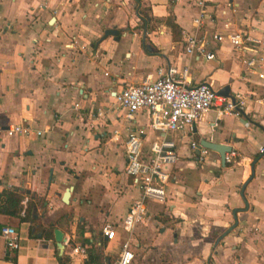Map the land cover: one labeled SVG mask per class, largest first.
<instances>
[{"label": "crops", "instance_id": "1", "mask_svg": "<svg viewBox=\"0 0 264 264\" xmlns=\"http://www.w3.org/2000/svg\"><path fill=\"white\" fill-rule=\"evenodd\" d=\"M210 1L217 8L230 1L234 12L225 10L204 31L219 29L222 18L231 16L234 28L254 27L264 36V0ZM135 5L0 0V129L25 122L42 131L30 137L0 133V191H21L22 206L31 200L32 216L40 222L29 229L28 222L0 213V228L13 227L19 238L18 249L9 250L0 235V264H57L61 255L67 264H83L85 254L70 256L74 244L85 250L101 245L113 262L126 237L120 219L139 195L123 172L128 122L113 93L167 65L186 66L192 83L206 80L215 90L227 86L228 94L248 97L241 116L221 115L211 128L216 114L209 110L196 124L198 145L210 140L236 152L224 166L209 149L197 163L185 138L152 131L145 110L133 115L131 124L144 130L142 151L156 136L167 138L174 141L177 161L165 201L146 202L144 219L132 231L131 264H264V153H258L264 146V79L240 78L226 43L208 44L216 60L184 54L183 35L192 31L195 14L188 0H149L145 22ZM167 16L179 27V40H172ZM107 28L117 30L118 38L103 37ZM234 217L235 227L214 245ZM103 222L113 225L114 238L101 234ZM48 224L62 232L60 255L53 233L41 237Z\"/></svg>", "mask_w": 264, "mask_h": 264}, {"label": "built area", "instance_id": "2", "mask_svg": "<svg viewBox=\"0 0 264 264\" xmlns=\"http://www.w3.org/2000/svg\"><path fill=\"white\" fill-rule=\"evenodd\" d=\"M188 1L195 8V14L191 18L192 31L183 35L184 54L197 55L205 61L216 60L214 52L208 49V44L226 43L238 62L240 78L247 81L253 75L264 79V36L257 34L254 27L234 28L230 16L222 18L219 29L204 31L206 23L212 24L218 15H225V10L232 14V3L226 1L224 8H217L210 0ZM247 97V92H234L227 96L217 94V90L206 80L192 83L186 66L176 68L172 65L157 67L153 77L145 76L138 83L127 85L113 93V104L124 111L123 118L128 122L124 128L123 172L131 179L139 195L130 202L120 219L119 228L126 233V237L120 243L117 256L111 264L132 263V231L144 219L146 202L165 201V186L177 161L174 141L167 138L156 136L150 142L148 150L142 151L144 130L131 124L133 115L145 110L148 126L152 131L174 132L185 138L192 151L198 150L196 162L202 164L209 150L198 145L194 139L198 120L207 111L213 110L216 120L210 123V127L214 128L221 115L241 116L246 108ZM0 133L30 137L40 136L42 131L19 122L0 129ZM258 153H264V146L258 148ZM235 157L236 152L230 149L224 153V162L232 163ZM100 231L106 240L115 236L110 222H103ZM0 235L6 249H18L19 238L13 227H1ZM84 254V246L74 244L70 247V256L83 257Z\"/></svg>", "mask_w": 264, "mask_h": 264}, {"label": "trees", "instance_id": "3", "mask_svg": "<svg viewBox=\"0 0 264 264\" xmlns=\"http://www.w3.org/2000/svg\"><path fill=\"white\" fill-rule=\"evenodd\" d=\"M140 15L139 12H137ZM145 15L141 16L145 22ZM165 23L169 26L171 32L172 40H179V27L174 23L173 19L170 16L166 17ZM23 193L15 187H6L0 191V213L16 217L19 222H28L29 229L33 225H40V222L37 218L32 216V201L27 200L25 206H22ZM41 227H43L41 225ZM42 236L44 239H48L52 235V226L43 228ZM80 233V229H77ZM68 258L65 255L56 256L57 264H67ZM83 264H111L110 260L102 254L101 245L95 246L91 245L85 250V260Z\"/></svg>", "mask_w": 264, "mask_h": 264}, {"label": "water", "instance_id": "4", "mask_svg": "<svg viewBox=\"0 0 264 264\" xmlns=\"http://www.w3.org/2000/svg\"><path fill=\"white\" fill-rule=\"evenodd\" d=\"M107 35H112L115 37V39L118 38L117 36V30L113 29V28H107L104 29L103 31V37L107 36ZM142 42L144 43V37H142ZM217 94L223 95V96H227L228 95V87L227 86H223L222 88H220L219 90H217ZM200 146H203L211 151H214L218 154L219 156V160H220V164L221 166H224V153L230 151V147L225 145V144H220L217 142H212L210 140H201L199 142ZM198 150H195V153L197 154ZM242 189L243 187H241L240 189V196L242 195ZM71 190V186H68L64 189V191L61 194V198L60 200L63 203H67L68 201V196H69V191ZM244 204H246V202L244 201ZM234 212L235 210H232V215L234 216ZM236 225V219L234 217V221L231 225L228 226V228L226 230H224L215 240L214 245L217 244V242L219 241V239H221L224 235H226L230 230H232V228H234ZM53 233V239L55 241V246H56V250L57 253L60 255L62 250H63V244H62V232L59 231L56 228H53L52 230ZM175 235V233H173V236Z\"/></svg>", "mask_w": 264, "mask_h": 264}, {"label": "rangeland", "instance_id": "5", "mask_svg": "<svg viewBox=\"0 0 264 264\" xmlns=\"http://www.w3.org/2000/svg\"><path fill=\"white\" fill-rule=\"evenodd\" d=\"M132 2L136 3L134 9H137L141 16L146 15L148 13L149 0H132ZM157 207L158 206H156L155 208Z\"/></svg>", "mask_w": 264, "mask_h": 264}]
</instances>
